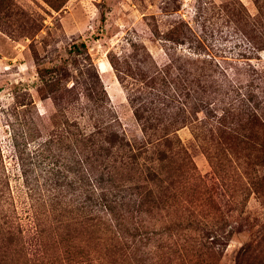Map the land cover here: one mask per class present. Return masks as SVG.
Wrapping results in <instances>:
<instances>
[{
  "label": "trees",
  "instance_id": "obj_1",
  "mask_svg": "<svg viewBox=\"0 0 264 264\" xmlns=\"http://www.w3.org/2000/svg\"><path fill=\"white\" fill-rule=\"evenodd\" d=\"M253 2L255 14L239 0L221 5L236 35L233 57L210 53L208 19L200 34L189 24L182 35L171 31L165 40L186 45L188 54L169 56L150 74L141 71L146 91L134 100L139 144L116 128L103 84L97 77L98 83L92 81L104 94L91 99L100 105L89 111L92 128L72 123L68 141L41 143V169L48 167L41 173V195L50 213H61L60 225L48 239L28 243L16 225L11 193L0 191V264L54 263L50 245L66 254L81 250L83 256L77 243L82 229L98 248L115 254L156 250L178 256L177 264H209L205 255L219 254L218 241L225 244L222 239L230 235L224 237L216 221L217 191L198 173L178 131L191 128L220 187L238 189L242 206L252 194L264 196V0ZM174 204L177 216L169 213ZM237 264H264V240L245 246Z\"/></svg>",
  "mask_w": 264,
  "mask_h": 264
},
{
  "label": "rangeland",
  "instance_id": "obj_2",
  "mask_svg": "<svg viewBox=\"0 0 264 264\" xmlns=\"http://www.w3.org/2000/svg\"><path fill=\"white\" fill-rule=\"evenodd\" d=\"M236 1L0 0V176L5 179L0 181V191L11 193L16 225L28 243L36 244L41 236L48 239L51 229L60 225L61 213H50L41 195V173L48 170L46 164L41 169V143L59 138L68 141L72 123L92 128L95 123L89 111L100 105L91 99L104 95L100 88H92V81L98 83L99 78L103 84L107 106L118 119L116 128L139 144L143 135L134 100L146 91L141 71L150 74L166 64L169 56L188 54L186 45L165 39L171 31L182 35L188 24L200 34L205 19L212 26L210 53L218 59L235 56L236 35L221 5ZM239 1L252 14L257 12L253 0ZM57 67L62 70L53 72ZM178 136L198 173L216 189L221 206L216 221L222 235H230L222 239L225 244L218 241L219 254L208 252L205 258L209 264H237L245 246L264 240V196L252 194L242 206L238 189L220 187L203 144L191 128L180 129ZM187 196L191 198L189 192ZM178 208L174 204L170 215L177 216ZM78 237L85 255L80 256L81 250L66 254L50 245L47 253L57 261L46 264H66L72 259L179 263L178 256L156 250L138 254L106 251L84 229Z\"/></svg>",
  "mask_w": 264,
  "mask_h": 264
},
{
  "label": "bare ground",
  "instance_id": "obj_3",
  "mask_svg": "<svg viewBox=\"0 0 264 264\" xmlns=\"http://www.w3.org/2000/svg\"><path fill=\"white\" fill-rule=\"evenodd\" d=\"M105 68H106L105 65H102V70H105Z\"/></svg>",
  "mask_w": 264,
  "mask_h": 264
}]
</instances>
